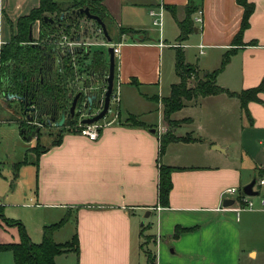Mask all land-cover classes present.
I'll list each match as a JSON object with an SVG mask.
<instances>
[{"label":"crops","instance_id":"1","mask_svg":"<svg viewBox=\"0 0 264 264\" xmlns=\"http://www.w3.org/2000/svg\"><path fill=\"white\" fill-rule=\"evenodd\" d=\"M189 1L159 0L152 7L163 3L180 28L177 20L185 16ZM192 1L203 10V20H194L189 42H175L184 48L186 60L191 63L189 47L198 48L203 56L194 64L198 72L206 73L217 68L233 47L230 60L218 73L219 84L239 92L264 81V0H250L254 8L240 44L233 43L244 13L237 0ZM101 2L110 15V29L121 37L116 79L120 89L152 82L157 73L152 70L157 68L151 61L157 62L165 40L149 39L143 27L125 17L128 3L135 8L137 0ZM39 4L40 0H0V28L5 19L15 22ZM35 24L37 39L40 21ZM121 27L135 32L121 34ZM10 38L0 35L2 42ZM157 94L165 96L135 89L141 109L128 106L124 116L120 103L121 121L106 126L98 138L66 131L59 142H51L36 156L37 163L31 160L30 199L25 205L42 227L73 218V232L65 240L58 239L63 224L54 231L57 242L70 241L76 233L79 238V250L57 255L56 264H148L147 251L153 264H240L243 230L250 237L264 234V210L238 211L237 202L223 203L225 188L240 190L254 177L264 178V91L259 93L260 100L248 102L250 116L240 98L225 91L187 100L172 113L175 119L187 118L173 132L190 139L168 141L162 152L160 136L165 131L160 134L158 128L167 120ZM150 97L158 102L155 119L145 113ZM130 114L143 124L127 121ZM159 162L177 166L168 205L159 202ZM256 190L258 199L264 195V183L259 182ZM242 211H247L244 216ZM143 218L148 220L142 223ZM144 226L154 230L146 235ZM177 226L189 229L174 237ZM41 232L43 236V228ZM145 236L151 240L145 242ZM248 253L258 257L255 247Z\"/></svg>","mask_w":264,"mask_h":264},{"label":"trees","instance_id":"2","mask_svg":"<svg viewBox=\"0 0 264 264\" xmlns=\"http://www.w3.org/2000/svg\"><path fill=\"white\" fill-rule=\"evenodd\" d=\"M243 7L244 13L241 26L233 38L234 44L243 43V33L250 22V16L254 8L250 0H237ZM80 6H89L91 11L99 14L109 26L110 15L102 4L101 0H71L69 3L59 2L57 0H40V4L33 7L29 13L20 15L16 21L10 20L12 35L10 40L0 42V92L8 98L11 94L23 95L20 98L25 104L21 106L27 119L31 115L44 116L45 114L56 115L61 118L63 112H67L73 98V86L71 79L76 75L73 60L70 54H59L54 44L49 42L59 28L70 30L73 25L79 28V18L85 14L77 15L72 13L73 8ZM200 7L192 0L185 6L186 14L179 20L180 35L179 42L189 37L195 29V18L193 13ZM48 14L55 18L54 21L46 20L44 16ZM40 21V35L36 39L30 37L31 28L34 23ZM94 21L97 22L96 19ZM121 34L124 32H135L134 29L121 27ZM119 39H121L119 37ZM176 68L180 80L172 84L170 94L165 96L156 95L164 103V116L169 124V128L161 136V152L165 144L171 140H189L188 135H176L170 128L177 124V119L172 117V113L183 107L187 100L200 95H208L219 92H228L231 95H237L240 98L241 105L247 115L250 116L248 102L250 100H260L259 93L264 91V81L256 86L242 89L235 92L220 85L217 76L230 60L235 48L228 49L222 57L220 65L207 73L200 75L197 65L190 63L185 58L184 48L181 44L176 45ZM62 57V61L57 62ZM108 54L105 46H92L88 49L78 52L76 61L79 72L87 71L94 78H104L109 71ZM118 74V64L116 59L115 80ZM190 78H196L194 85L189 84ZM134 81V80H133ZM30 104L37 105L34 111H25L30 109ZM78 114L74 117H67L60 126L62 133L59 138L52 143L61 140L66 131H75L65 129V123L76 121ZM127 121L133 124H143V121L136 115L130 114ZM121 121V120H119ZM26 122V121H25ZM21 126L25 127L21 120ZM47 146L38 150L40 152ZM27 160V159H25ZM37 163V159L35 161ZM19 165V164H18ZM20 166V165H19ZM18 166V167H19ZM177 166L159 162V202L168 205L171 189L173 188L172 172ZM256 178V177H254ZM257 180V178H256ZM244 193V189L240 187ZM239 201V196L236 198ZM2 209V205H0ZM8 223L18 224L20 228V241L16 243H0V250L8 249L13 252L16 264H56V256L65 253L71 249L79 250V238L76 233L70 241L59 243L54 239V231L60 227L66 218L58 223L45 225L43 228V238L40 242H34L27 232L23 223L6 219ZM189 228L176 227L174 237L179 236L183 231ZM149 263L153 264L151 252L147 251Z\"/></svg>","mask_w":264,"mask_h":264},{"label":"rangeland","instance_id":"3","mask_svg":"<svg viewBox=\"0 0 264 264\" xmlns=\"http://www.w3.org/2000/svg\"><path fill=\"white\" fill-rule=\"evenodd\" d=\"M158 2L159 0H137L135 8L131 7L130 2L128 3L129 6L125 8V17L128 21L137 22L141 27H143V29L148 33L150 37L149 39L158 41L159 38H162L161 40H165V43L162 44V47H160L162 52L159 50L160 52L157 54V62L154 63L151 61V65H154L157 68V71L152 70V73L157 72L155 80L142 86H137L135 84L132 86L121 85L120 97L122 101L120 100V102H117L114 99L111 101V107L114 111L120 107L121 103V111L124 116L127 113L126 111H128L126 108L128 106L141 109V103H139L135 98V89L141 92L153 91L167 95L171 92L172 84L180 80V76L176 68L177 47L175 46V42L179 40L180 28H178L176 20L172 16L170 10L165 11V9L162 27L159 28L153 23V18L149 13L150 11H148V8H157L158 6H152ZM177 21L179 24V20ZM37 34L38 26L35 24L33 27V35L35 36ZM111 34L115 38H113L114 41H117L120 37L117 36V30H114V28H111ZM0 35L5 39H9L12 35L11 24L6 19L4 21L3 28H0ZM189 40H191V38L189 39L188 37L182 41L187 43ZM107 48L108 47H106V50ZM189 49L192 54V59H190L191 63H196L199 57L202 58L203 53H200L198 48L189 47ZM142 54H145V52ZM150 58L151 55L148 54L147 61H150ZM199 63L201 64L200 60ZM117 64H119V53L117 54ZM202 71L200 72V75L204 73ZM195 82L196 78L189 79L190 85H194ZM106 83V78H96L95 84L98 86V88H96L97 93L102 94ZM158 99L161 100L160 98ZM155 100L156 98L154 97H150V99H148L149 106H147L148 110L145 113L150 117V119L158 117V102ZM161 104L164 114V103L162 100ZM140 117L143 118V115H140ZM58 119L60 120V117ZM121 119L122 117L119 115L118 121ZM21 120L24 122L25 127L21 126ZM177 120L178 121L175 126L171 127L170 125L172 131L175 130L177 125L186 121L187 118H177ZM76 122L77 120L72 123H65V129L74 130ZM166 123L167 122L164 120L163 125L166 126ZM32 126L33 123L28 121L24 110L21 108L19 99L16 97H1L0 202L3 204L2 209H0V243H16L20 241L19 225L8 223L6 219L23 223L34 242H40L43 238L41 228L44 227L37 222L38 220L36 219L35 212L24 203L30 199V195L27 194V192L29 191L28 185L30 183L31 170L34 168L33 164H31V160L36 159L38 150H41L43 147L58 139L62 131L60 127L61 125L57 128H42L39 133L32 138H29V134L33 128ZM168 128L169 127L167 126L165 131H167ZM23 129H25V132H23ZM248 172L251 171L249 170ZM259 180L260 179L258 178L254 185L255 189H259ZM243 186L241 187L243 188ZM246 212L247 211H242L241 214L244 216ZM143 219L144 221H142V223L148 220L146 218ZM73 222L72 218L71 220H66L63 223L58 238L59 240H65L72 234V230L74 229ZM242 224H244V221ZM142 230L146 235H148L154 229L146 228V226H144L142 227ZM242 238L243 251H241L240 254V264H264V234L254 233L250 237L247 236L243 230ZM143 239H145V242H149L151 240V236H145ZM252 247H255L258 250L257 258H252L248 253L249 249ZM0 264H16L11 250H0Z\"/></svg>","mask_w":264,"mask_h":264},{"label":"built area","instance_id":"4","mask_svg":"<svg viewBox=\"0 0 264 264\" xmlns=\"http://www.w3.org/2000/svg\"><path fill=\"white\" fill-rule=\"evenodd\" d=\"M164 9V4L161 3L157 8H150L149 10L153 18V23L159 27H162L163 24ZM81 17L82 19H80ZM81 17L78 21L79 28H77L75 25H73L70 30H67L66 28H59V30L53 33L51 38L49 36L48 41L55 45L54 47L59 52V54H70L73 60V66L76 70L75 77L71 79V85L74 88L72 95L73 98L78 91H81V95L78 99L75 109V115L78 114L75 128L80 134H83L91 139H96L100 136L102 130L106 126L118 121L120 115L119 108L114 111V109L111 107V101L114 99L117 102H120V83L116 82V80L114 81V88L111 95L109 109L105 115L94 122H83L84 118L100 112L103 108L107 83L102 94L97 93L96 88H98V86L95 84L96 78H94L93 75L87 71H77L78 63L76 61V57L79 51L88 49L89 47H108L110 44L114 45L115 53L117 54L120 51V45L122 42L121 40L114 41L113 39L110 41L107 38L101 24L94 21L93 18L87 17L86 15ZM194 18L199 22L203 20V10L201 8L197 10ZM0 42L2 41L0 40ZM161 44H163V42H161ZM201 46L203 45L201 44ZM59 61H62V57L57 60V62ZM108 74L109 71L104 78H107ZM91 94H96V97L93 99L92 103L89 101ZM2 96L4 95L0 92V99ZM69 109L70 107L67 111H69ZM165 129L166 126L162 124L159 125L158 131L160 134H162ZM259 182L264 183V178H261ZM255 195L247 194L245 191L243 193L236 186L227 187L223 190V196H226V198L233 197L235 198V202H237L236 198L239 196V201L235 207L238 211L242 209L264 210V195H259L258 199H256Z\"/></svg>","mask_w":264,"mask_h":264},{"label":"water","instance_id":"5","mask_svg":"<svg viewBox=\"0 0 264 264\" xmlns=\"http://www.w3.org/2000/svg\"><path fill=\"white\" fill-rule=\"evenodd\" d=\"M72 13L73 14H77V15L85 14L89 18L96 19L97 22L102 25L107 38L110 41L113 39L112 35H110V33H109V30H108V27H107V23L105 22V20L99 14L92 12L89 6H80L78 8H73L72 9ZM44 18L46 20H50V21H54L55 20V18L53 16H50L48 14H46L44 16ZM30 37L33 38V28H31ZM107 51H108V55H109V74L107 75V78H106V80H107V89L105 91L104 106H103V108L101 109L100 112H98V113H96V114H94L92 116L84 118L83 122H88V123L94 122V121L98 120L99 118L103 117L105 115V113L109 109L111 95H112L113 88H114L115 71H116V53H115L114 45L110 44L108 46V48H107ZM80 95H81V91H78L75 94V96H74V98L72 100V103H71L69 111L62 113L61 118L58 121L59 125H62L67 117H74L75 112H76V110H75L76 109V105H77V102H78V99H79ZM14 97H16V98H24L23 95H18V94H11L8 98H14ZM95 97H96V94H91L90 97H89V101L92 103L93 99ZM25 111H27V108H25ZM55 117H56V115H54L52 117V119L55 120ZM28 118H29V121H31V120H33L35 118V116L34 115H32V116L30 115ZM39 129H40V125H38L36 127V129L31 131V133L29 134V138H32L33 136H35ZM23 130L25 132V129H23ZM256 182H257L256 178H253L248 183H246L243 186V189H244L245 193L250 194V195L257 194L258 190H256L254 188V185H255ZM234 202H235V198L227 197L224 200L223 203H224V205H231Z\"/></svg>","mask_w":264,"mask_h":264},{"label":"flooded vegetation","instance_id":"6","mask_svg":"<svg viewBox=\"0 0 264 264\" xmlns=\"http://www.w3.org/2000/svg\"><path fill=\"white\" fill-rule=\"evenodd\" d=\"M17 99L20 100L21 106L23 105V107H24L25 104L21 102V99L20 98H17ZM29 106H31V108L27 109L28 111H34V109H36V107H37V105H35V104H30ZM34 116H35V118L33 120H31L30 122L33 123L32 130L36 129V127L38 125H40V129L37 131V133H39L42 128H52V127L57 128L60 126L58 124V121H59L58 118L59 117H57V116L55 117V120L52 119L53 115H51V114H45L44 116H40V115L36 114Z\"/></svg>","mask_w":264,"mask_h":264}]
</instances>
